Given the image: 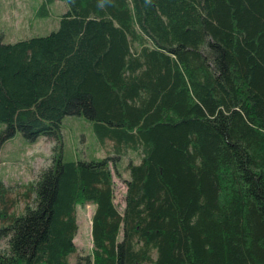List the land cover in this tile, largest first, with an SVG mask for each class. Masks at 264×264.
Listing matches in <instances>:
<instances>
[{
    "label": "trees",
    "instance_id": "trees-1",
    "mask_svg": "<svg viewBox=\"0 0 264 264\" xmlns=\"http://www.w3.org/2000/svg\"><path fill=\"white\" fill-rule=\"evenodd\" d=\"M57 1L49 34L0 41V148L57 142L21 213L0 174V264H72L87 204L76 264H264V0H42L35 16ZM67 117L114 155L67 159Z\"/></svg>",
    "mask_w": 264,
    "mask_h": 264
},
{
    "label": "rangeland",
    "instance_id": "rangeland-1",
    "mask_svg": "<svg viewBox=\"0 0 264 264\" xmlns=\"http://www.w3.org/2000/svg\"><path fill=\"white\" fill-rule=\"evenodd\" d=\"M42 0H0V41L13 43L20 39H28L36 35H47L58 27L60 15L67 10L64 1H57L50 5L49 15L37 18L35 11ZM3 126L0 125V128ZM63 142L67 159L76 160L89 157L101 158L114 155L112 142L107 141L101 147L93 134V128L89 121L83 117H67L64 121ZM55 140L41 138L35 143L26 141L20 133L7 141L0 148V174L5 184L12 188L11 197L16 206L11 212L21 213L28 203L22 196L25 189L21 186L37 180L39 173L47 168L54 154ZM133 160L139 162L136 153L129 151L123 163L119 165L121 177L114 171L115 180V204L122 210L125 206L126 185L124 179H128L126 164ZM95 206L87 204L77 208L78 232L75 236L77 253L70 256L72 264H76L80 255L88 256L92 250L91 219ZM7 248V240L0 239V251Z\"/></svg>",
    "mask_w": 264,
    "mask_h": 264
},
{
    "label": "bare ground",
    "instance_id": "bare-ground-1",
    "mask_svg": "<svg viewBox=\"0 0 264 264\" xmlns=\"http://www.w3.org/2000/svg\"><path fill=\"white\" fill-rule=\"evenodd\" d=\"M39 14V13H38ZM63 143V142H62Z\"/></svg>",
    "mask_w": 264,
    "mask_h": 264
}]
</instances>
